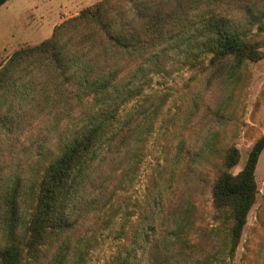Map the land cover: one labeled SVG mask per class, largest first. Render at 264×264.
Wrapping results in <instances>:
<instances>
[{
    "label": "trees",
    "instance_id": "trees-1",
    "mask_svg": "<svg viewBox=\"0 0 264 264\" xmlns=\"http://www.w3.org/2000/svg\"><path fill=\"white\" fill-rule=\"evenodd\" d=\"M234 9L223 0H100L9 56L0 67V264H89L171 99L170 86L146 92L154 76L227 70L230 78L263 58L249 34L256 23L264 30V5L247 22ZM180 95L161 117V159L137 211L114 229L107 264H230L236 254L259 192L264 136L234 174L240 150H215L216 132L201 149H186L200 95L188 82ZM206 152L222 154L216 224L200 247L180 174ZM257 250L264 264V244Z\"/></svg>",
    "mask_w": 264,
    "mask_h": 264
},
{
    "label": "rangeland",
    "instance_id": "rangeland-1",
    "mask_svg": "<svg viewBox=\"0 0 264 264\" xmlns=\"http://www.w3.org/2000/svg\"><path fill=\"white\" fill-rule=\"evenodd\" d=\"M98 1L8 0L0 6V67L16 49L36 45L50 38L56 25ZM223 1L234 7L236 17L244 22L254 21L253 13L261 11L264 5V0ZM259 26L258 23L253 25L249 36L261 42L264 52V30H260ZM227 73L225 70L221 76H210L181 69L169 76L155 75L146 92L158 87L172 88L171 99L163 107L162 117L169 107L175 110L173 106L179 104L180 94L188 82L192 96L199 94L200 100L195 119L183 136L186 149H201L206 139L216 132L218 140L214 144L215 150L222 151L231 145L240 150V161L231 169L236 174L244 166L253 145L264 136V56L258 61H247L233 77L228 78ZM220 107L222 114L217 112ZM161 117L147 141L138 176L121 194L119 206L122 211L116 218L117 222L105 231L100 244L91 250L89 264H107L116 249L114 229L120 227V220H124L127 214L137 211L138 204L143 200L154 167L162 156V129L159 132ZM221 154L206 152V159L200 164L192 167L184 162L181 165V180L187 183L183 194L194 204V230L203 235L200 247L206 246L205 233L216 224L212 187L217 167L221 164ZM255 175L259 189L257 200L249 212L240 244L230 264H259L261 261L257 249L264 244V150Z\"/></svg>",
    "mask_w": 264,
    "mask_h": 264
}]
</instances>
